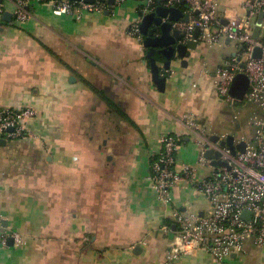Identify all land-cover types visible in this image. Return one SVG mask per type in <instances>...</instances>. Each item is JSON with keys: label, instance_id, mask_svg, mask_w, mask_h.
<instances>
[{"label": "crops", "instance_id": "obj_1", "mask_svg": "<svg viewBox=\"0 0 264 264\" xmlns=\"http://www.w3.org/2000/svg\"><path fill=\"white\" fill-rule=\"evenodd\" d=\"M216 1L224 21L246 15L245 0ZM0 2V106L38 112L32 139L0 138V232L21 235L0 245V264H164L175 233L162 227L176 229L172 209L203 214L209 204L187 180L176 184L172 204L158 199L150 166L162 135H185L179 161L203 177L209 168L197 164L185 115L211 134H254L232 127L237 117L226 115L216 92L217 71L236 44L198 43L187 66L178 58L163 70L161 91L144 41L129 33L146 0L79 20L55 15L46 0L30 5L24 23L16 0ZM244 248L223 264H264V246L248 240ZM173 264L221 263L201 250Z\"/></svg>", "mask_w": 264, "mask_h": 264}, {"label": "built area", "instance_id": "obj_2", "mask_svg": "<svg viewBox=\"0 0 264 264\" xmlns=\"http://www.w3.org/2000/svg\"><path fill=\"white\" fill-rule=\"evenodd\" d=\"M46 0H16L15 15L19 23L31 17L30 5ZM55 15H67L81 19L86 13H113L123 0L114 4L96 0H48ZM158 5L165 7H185L188 21H175L174 27L186 32V41L194 39V32L200 28L198 43L217 45L229 40L236 44L235 53L227 58L217 71L216 92L220 99L230 107L240 108L248 103L259 107L249 119L254 126L252 138L236 139L235 145L246 142L245 151L232 149L224 144L227 134L209 133L207 128L192 117L185 115L183 124L190 139L197 146L198 165L208 167L206 175L199 177L196 165L179 161V153L185 138L183 134H164L161 137L162 150L151 159V180L158 199L167 205L174 202V188L182 180H187L206 198L209 209L199 212L172 209L176 229L164 225L166 232L174 237L165 256L164 264H173L183 256H195L201 250L208 252L217 263H225L234 253L245 251L248 240L264 246V19L257 38L254 30L259 15L264 13V0H245L246 15L224 21L217 13L216 0H146L144 12L153 11ZM29 7V9H28ZM4 7L0 2V15ZM145 13H143L145 15ZM141 15L132 22L129 33L143 42ZM260 49V56L255 52ZM244 73L249 77L248 91L243 99L230 94L234 77ZM260 111V112H259ZM38 117L32 106H0V138L30 140L35 135L31 129ZM218 135L215 141L211 137ZM212 150L216 159L224 162L212 165L213 159L205 156ZM249 211L248 217L244 212ZM1 223V222H0ZM9 238L21 242L17 231L0 232V245L8 246Z\"/></svg>", "mask_w": 264, "mask_h": 264}, {"label": "water", "instance_id": "obj_3", "mask_svg": "<svg viewBox=\"0 0 264 264\" xmlns=\"http://www.w3.org/2000/svg\"><path fill=\"white\" fill-rule=\"evenodd\" d=\"M79 1V0H75ZM86 2H94L96 0H84ZM114 4L116 0H100ZM29 9V7H28ZM6 18L12 19V13L5 12ZM264 19L262 12L258 19L254 30V37L257 38L260 32L261 24ZM188 21L189 16L185 14L179 7H165L158 5L153 11L143 15L141 22V33L144 38V46L146 47V57L149 61L152 77L159 90L165 91L169 75L163 73L165 70H170L173 61L180 58L183 66H187L186 58L190 56L189 50H195L198 47L197 38L200 34V28L197 27L194 32V39L185 41L186 32L177 27H174L175 21ZM255 56H260V49H257ZM249 77L244 73L237 74L232 82L230 94L237 99H243L249 88ZM213 140L218 139V135L211 137ZM6 142V139H2ZM236 136L233 133L227 134V139L224 144H227L235 154L237 150L245 151L246 142L241 141L235 145ZM205 156L213 159L212 165L219 166L224 162L216 159L219 155H215L212 150H208ZM249 211L244 212V217H248ZM10 243L13 244V238H10Z\"/></svg>", "mask_w": 264, "mask_h": 264}, {"label": "rangeland", "instance_id": "obj_4", "mask_svg": "<svg viewBox=\"0 0 264 264\" xmlns=\"http://www.w3.org/2000/svg\"><path fill=\"white\" fill-rule=\"evenodd\" d=\"M259 107L257 105H255L254 103H248L240 108H233L230 107L229 105H227V108L225 109V113L227 116H232L235 118L234 120H232V127L236 128L237 125H241L242 130H247L250 133H253L255 131L254 126H251L250 124H248V120L251 118V116L253 115L254 111L258 110ZM260 112V111H259ZM231 118V117H230ZM237 119V120H236ZM194 153L196 154V151H194ZM199 155V153H198Z\"/></svg>", "mask_w": 264, "mask_h": 264}, {"label": "trees", "instance_id": "obj_5", "mask_svg": "<svg viewBox=\"0 0 264 264\" xmlns=\"http://www.w3.org/2000/svg\"><path fill=\"white\" fill-rule=\"evenodd\" d=\"M169 225H171V227H172V224H169Z\"/></svg>", "mask_w": 264, "mask_h": 264}]
</instances>
